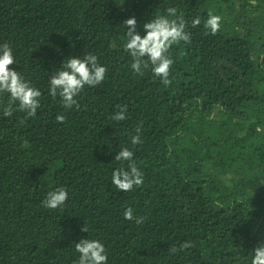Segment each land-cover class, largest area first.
I'll use <instances>...</instances> for the list:
<instances>
[{
	"label": "trees",
	"instance_id": "16d2710c",
	"mask_svg": "<svg viewBox=\"0 0 264 264\" xmlns=\"http://www.w3.org/2000/svg\"><path fill=\"white\" fill-rule=\"evenodd\" d=\"M158 15L183 18L190 34L168 50L167 87L151 67L134 73L124 49L123 21L135 17L143 35ZM2 43L42 95L35 116L0 114V264H76L82 238L103 242L108 264H249L264 242V0H0ZM85 53L105 79L65 109L48 78ZM121 147L144 176L128 192L110 182ZM60 186L65 205L45 208Z\"/></svg>",
	"mask_w": 264,
	"mask_h": 264
},
{
	"label": "clouds",
	"instance_id": "9594fccd",
	"mask_svg": "<svg viewBox=\"0 0 264 264\" xmlns=\"http://www.w3.org/2000/svg\"><path fill=\"white\" fill-rule=\"evenodd\" d=\"M220 22L221 17L210 11L204 21V27L215 34L220 29ZM123 24L126 28L124 49L131 57V70L143 75V71L151 67L152 74L167 87L170 83V68L174 62L168 50L174 43L190 41V34L185 31L186 21L183 18L170 19L168 15H158L143 24V35L137 31L135 17L127 18ZM191 24L192 27L200 25V17H194ZM16 63L9 44H0V96L8 94L7 103L2 105L0 114L10 117L14 111L19 110L24 112L26 117H32L40 107L39 98L42 93L16 68L9 67ZM106 72L107 68L100 64L98 57L92 53L63 59L61 67L48 78L49 95L53 98L59 95L62 106L71 109L77 105V97L84 87L100 85L105 79ZM64 119V115L56 116L57 122H63ZM111 119L117 122L125 120L126 107L120 106V110ZM130 143L131 145L141 143L139 127L136 134L131 135ZM113 160L119 162V166L113 168L110 182L118 191H132L143 184V172L137 166L134 152L129 147H121ZM68 196L67 188L54 187L46 193L41 203L45 208L57 209L65 205ZM123 216L126 220H133V209L125 208ZM135 222L141 223V218L135 217ZM81 231L88 233L86 226H83ZM189 246L188 242H184L180 248ZM75 251L79 253L76 264H108V251L99 239L82 238L75 243ZM172 251L175 252L177 249L174 247ZM249 264H264V242L252 248Z\"/></svg>",
	"mask_w": 264,
	"mask_h": 264
}]
</instances>
